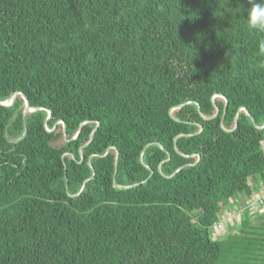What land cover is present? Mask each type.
<instances>
[{"label":"trees","instance_id":"16d2710c","mask_svg":"<svg viewBox=\"0 0 264 264\" xmlns=\"http://www.w3.org/2000/svg\"><path fill=\"white\" fill-rule=\"evenodd\" d=\"M15 94L0 264H264V0H0Z\"/></svg>","mask_w":264,"mask_h":264},{"label":"built area","instance_id":"2783aa9c","mask_svg":"<svg viewBox=\"0 0 264 264\" xmlns=\"http://www.w3.org/2000/svg\"><path fill=\"white\" fill-rule=\"evenodd\" d=\"M245 211H248L250 216H257L264 211V186L261 185L259 187V191L253 196L251 201L240 203L232 209H225L220 221L214 225V236H218L219 233H223L229 223L236 222V224L239 225L245 217Z\"/></svg>","mask_w":264,"mask_h":264},{"label":"water","instance_id":"95a60500","mask_svg":"<svg viewBox=\"0 0 264 264\" xmlns=\"http://www.w3.org/2000/svg\"><path fill=\"white\" fill-rule=\"evenodd\" d=\"M16 95L17 94H15L12 98H11V100L10 101H7V102H2V103H0V105H2V106H5V107H11L13 104H14V102H15V99H16ZM218 96V95H217ZM22 97H23V99L25 100V111H27V112H29V113H31V112H35L37 109H31L30 107H29V105H28V101H27V99H26V97L24 96V95H22ZM224 100H225V107L227 106V100L225 99V98H223ZM198 109H199V106H198ZM245 114L247 115V116H249L250 117V115H249V113L247 112V111H245ZM218 115V109L216 108V112H215V114H214V116L213 117H216ZM49 118V117H48ZM207 119V118H206ZM59 123H62L63 124V131H64V133H65V124L63 123V122H59ZM235 127L234 128H236V126H237V117L235 118ZM260 129H264V124L260 127ZM77 136V135H76ZM76 138V137H75ZM116 159H117V155H116ZM82 189H83V187H82ZM81 189V190H82Z\"/></svg>","mask_w":264,"mask_h":264},{"label":"rangeland","instance_id":"374dc122","mask_svg":"<svg viewBox=\"0 0 264 264\" xmlns=\"http://www.w3.org/2000/svg\"><path fill=\"white\" fill-rule=\"evenodd\" d=\"M241 216V215H240ZM236 223V222H235ZM225 232H223V233H219V236H222L223 234H224Z\"/></svg>","mask_w":264,"mask_h":264}]
</instances>
